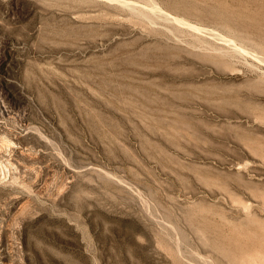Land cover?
<instances>
[{"label": "rangeland", "instance_id": "374dc122", "mask_svg": "<svg viewBox=\"0 0 264 264\" xmlns=\"http://www.w3.org/2000/svg\"><path fill=\"white\" fill-rule=\"evenodd\" d=\"M215 1L0 0V264H264V0Z\"/></svg>", "mask_w": 264, "mask_h": 264}, {"label": "bare ground", "instance_id": "6f19581e", "mask_svg": "<svg viewBox=\"0 0 264 264\" xmlns=\"http://www.w3.org/2000/svg\"><path fill=\"white\" fill-rule=\"evenodd\" d=\"M180 1H181V0H180ZM201 1H202V0H201ZM216 1H217V0H216ZM216 1H215V2H216ZM232 1H233V0H232ZM235 1H236V0H235ZM241 1L245 2L246 0H241ZM241 1H240L239 4H241ZM249 1H250V0H249ZM251 1H253V0H251ZM251 1H250V2H251ZM211 2H212V0H211ZM225 2H226V1H225ZM238 2H239V1H238ZM238 2H237V3H238ZM250 2H249V3H246V4H250ZM259 2H260V1H259ZM259 2H258V4H259ZM178 3H179V2H178ZM183 3H184V2H183ZM204 3H206V2H204ZM212 3H213V2H212ZM220 3H221V2H220ZM232 3H233V2H232ZM235 3H236V2H235ZM237 3H236V5H238ZM253 3H255V1H254ZM263 3H264V2H263ZM181 4H182V2H181ZM181 4H180V5H181ZM191 4H192V3H191ZM208 4H209V3H208ZM214 4H215V3H214ZM217 4H218V3H217ZM246 4H245V5H246ZM251 4H252V3H251ZM251 4H250V5H251ZM260 4H261V3H260ZM203 5H204V4H203ZM236 5H235V7H236ZM174 6H176V5H174ZM174 6H173V7H174ZM208 6H209V5H208ZM208 6H207V8H208ZM224 6H225V5H223L222 7H224ZM239 6H241V9H242V10H244V11L246 10V15H247V11H248L247 9H248V8H247V9H244V8L242 7V6H244L243 4H242V5H239ZM246 6H247V5H246ZM246 6H244V7L246 8ZM256 6H257V5H256ZM260 6H261V5H260ZM182 7H183V6H182ZM182 7H181V8H182ZM200 7H201V6H200ZM213 7H214V6H213ZM217 7H218V6H217ZM235 7H234V8H235ZM248 7H249V5H248ZM257 7H258V6H257ZM157 8H159V7H157ZM190 8H191V7H190ZM207 8H206V9H207ZM220 8H221V7H220ZM226 8L229 10V7H228V6H226ZM226 8H224V10H225ZM231 8H232V7H231ZM259 8L261 9V7H259ZM159 9H160V8H159ZM187 9H189V6L187 7ZM203 9H204V7H203ZM212 9H213V8H212ZM227 9H226V10H227ZM236 9H237V8H236ZM239 9H240V8H239ZM239 9H237V10H239ZM252 9H253V7H252ZM262 9H263V8H262ZM164 10H165V9H164ZM174 10H177V9H174ZM183 10H184V9H183ZM192 10H193V8H192ZM194 10H195V9H194ZM194 10H193V11H194ZM208 10H209V9H208ZM222 10H223V9H222ZM254 10H259V9H256V8H255ZM157 11H158V10H157ZM161 11H163V10H161ZM161 11H160V12H161ZM206 11H207V10H206ZM239 11L241 12V10H239ZM252 11H253V10H250V8H249V11H248V12H251V13H252ZM164 12H165V11H164ZM178 12H179V11H178ZM183 12H184V11H183ZM187 12H188V11H187ZM219 12H220V11H219ZM232 12H236V11H235V10H234V11L232 10ZM237 12H238V11H237ZM237 12H236V13H237ZM242 12H243V11H242ZM257 12H258V11H254L253 13H256V14H260V13H261V11H259L258 13H257ZM158 13H159V12H158ZM195 13H196V12H195ZM205 13H206V12H205ZM213 13H214V12H213ZM225 13H226V11H225ZM253 13H252L251 15H253ZM160 14H161V16H162V15H164V16L167 15V14H165V13H163V12H161ZM177 14H179V13H177ZM188 14H189V13H188ZM208 14H210V13H208ZM215 14H216V13H215ZM238 14H239V13H238ZM261 14H262V13H261ZM192 15H193V14H192ZM197 15H198V14H197ZM200 15H202V13H201ZM204 15H205V14H204ZM226 15H228V14H226ZM226 15H225V16H226ZM249 15H250V14H249ZM254 15H255V14H254ZM262 15H263V14H262ZM164 16H163V17H164ZM211 16H212V15H211ZM221 16H222V14H221ZM263 16H264V15H263ZM263 16H262V17H263ZM171 17H172V16H171ZM174 17H175V16H174ZM176 17H177V16H176ZM176 17H175V19H176ZM180 17H181V16H180ZM193 17H194V16H193ZM203 17H204V16H203ZM208 17H210V16H208ZM208 17H206V18H208ZM223 17H224V16H223ZM232 17H233V16H232ZM246 17H247V16H246ZM262 17H261V18H262ZM165 18H166V19H169L170 16L167 15ZM213 18H214V17H213ZM213 18H211V19H213ZM233 18H234V17H233ZM242 18H244V17H242ZM255 18H256V17H255ZM170 19H171V18H170ZM195 19H196V18H195ZM198 19H199V18H198ZM202 19H203V18H202ZM172 20H173V18H172ZM176 20H178V21H176V22H179V20L181 21L182 18H179V19H176ZM206 20H207V19H206ZM251 20H254V18H253V19L251 18ZM173 21H174V20H173ZM184 21H185V20H184ZM235 21H236V20H235ZM248 21H249V20H248ZM255 21H256V20H255ZM261 21H262V20H261ZM169 22H170V21H169ZM171 22H172V21H171ZM182 22H183V21H182ZM186 22H187V21H186ZM219 22H220V21H219ZM232 22H233V21H232ZM250 22H252V21H250ZM263 22H264V21H263ZM172 23H173V22H172ZM172 23H171V24H172ZM212 23H213V22H212ZM247 23H248V22H247ZM255 23H257V22H255ZM255 23H254V24L252 23V24L255 26ZM191 24H192V23H191ZM191 24H190V25H191ZM235 24H236V23H235ZM252 24H251V25H252ZM180 25H183V24H180ZM190 25H189V26H190ZM207 25H208V24H207ZM256 25H257V24H256ZM184 26H185V25H184ZM184 26H183V28H184ZM187 26H188V24H187ZM194 26L196 27V25H194ZM194 26H193V27H194ZM240 26H241V25H240ZM242 26H243V25H242ZM262 26H263V25H262ZM207 27H208V26H207ZM251 27H252V26H251ZM191 28H192V27H191ZM202 28H203V27H202ZM204 28H205V27H204ZM249 28H250V27H249ZM253 28L256 29L255 27H253ZM170 29H171V28H170ZM181 29H182V28H181ZM189 29H190V28H189ZM194 29H195V28H194ZM198 29H200V28H198ZM244 29H245V27H244ZM262 29H263V27H262ZM178 30H179V29H178ZM186 30H187V29H186ZM190 30H191V29H190ZM192 30H193V29H192ZM195 30H196V29H195ZM200 30L203 31V32H206V33H207V31H206L207 28H206V30H204V29H203V30L200 29ZM200 30H199V31H200ZM176 31H177V30H176ZM250 31H251V30H250ZM263 31H264V30H263ZM209 32H210V31H209ZM211 32H212V31H211ZM211 32H210V33H211ZM175 33H176V32H175ZM177 33H178V31H177ZM260 33H261V32H260ZM173 34H174V33H173ZM173 34H172V35H173ZM178 34H179V33H178ZM165 35H167V34H165ZM167 36H168V35H167ZM170 36H171V35H170ZM171 38H172V37H171ZM175 38H176V37H174V39H175ZM174 39H170V40H174ZM176 39H177V38H176ZM176 39H175V40H176ZM260 39H261V38H260ZM166 40H167L168 42H171L168 38H167ZM177 41H178V40H177ZM172 42H175V41H172ZM182 42H184V41H182ZM178 43H179V42H178ZM180 43H181V41H180ZM166 44H167V43H166ZM168 44H169V46H170V47H169L168 45H166V46H168V48H171V47L174 45V44H173V45L171 46L170 43H168ZM175 44H176V42H175ZM176 46H178V45L176 44ZM180 46H181V45H180ZM178 47H179V46H178ZM172 48H174V46H173ZM175 48H177V47H175ZM179 48H180V47H179ZM181 48H182V46H181ZM163 49H164V48H163ZM165 49H166V48H165ZM182 49H185V48H182ZM168 50H171V49H168ZM216 50H220V49H217V48H216ZM188 52H189V51H188ZM188 52H187V53H188ZM210 52H211V51H210ZM216 52H217V51H216ZM218 52H219V51H218ZM190 53H191V52H190ZM212 53L215 54L214 51H212ZM216 54H218V53H216ZM216 54H215V55H216ZM202 56H203V55H202ZM205 57H206V56H205ZM209 59H210V58H209ZM193 162H195V161H193ZM196 167H197V166H196ZM205 168H206V167H205ZM241 168H242V167H241ZM207 169H208V168H207ZM207 169H206V170H207ZM208 170H209V169H208ZM212 172H213V171H212ZM214 172H215V171H214ZM209 173H210V172H209ZM202 176H203V175H202ZM217 176H218V175H217ZM203 178H205V177H203ZM206 178H207V177H206ZM243 204H244V203H243ZM243 204H242V207H244V206L247 207V205H244V206H243ZM242 209H243V208H242ZM245 209H246V208H245ZM246 210H247V209H246Z\"/></svg>", "mask_w": 264, "mask_h": 264}]
</instances>
